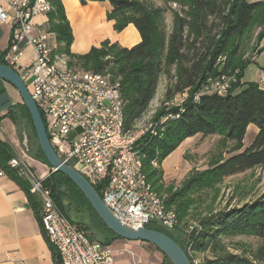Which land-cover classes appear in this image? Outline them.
<instances>
[{"label":"trees","instance_id":"1","mask_svg":"<svg viewBox=\"0 0 264 264\" xmlns=\"http://www.w3.org/2000/svg\"><path fill=\"white\" fill-rule=\"evenodd\" d=\"M84 1L109 2L111 9L107 12V19L114 21V29L121 32L125 26L133 24L140 33V42L128 48L105 40L83 55L72 53L73 33L62 0H50L53 9L47 15L45 30L55 34L56 52L69 56V66L72 69L109 72L120 80L125 130L133 129L148 111L156 97L162 75H166L168 79L166 99H172L185 91L188 93L181 107L172 106L154 116L158 123L157 135L148 132L136 143L143 171L154 190L159 193L165 185L162 184V168H152V162L162 165L186 139L198 134L220 135L224 142L233 144L224 160L210 164L206 170L189 178L184 188L166 196L167 207L174 208L180 222L185 221L184 225H188L187 221L197 215L202 206L195 196L199 190L212 188L214 183L226 177L264 166V87L252 82L243 84L244 71L251 62L244 64L241 61L243 42L252 36L255 28L264 26V0H161L166 6L176 4L179 7L173 9L170 6L173 14L171 29L166 25L167 7L156 6L150 0ZM263 39L264 27L257 40ZM2 56L1 53L0 63L6 64ZM223 56L226 58L218 66V61ZM239 68L242 72L236 74L237 81L231 82L227 94L201 93L210 76L234 73ZM199 93L200 98L195 100ZM24 113L33 125L21 98L6 116L19 125V117ZM251 124L257 127L258 132L251 145L245 147V135ZM40 152L49 165L41 148ZM14 157H19L14 148L0 139V168L25 192L43 234L53 246L41 222L40 197L31 193L28 180L19 175L17 169L9 166V161ZM43 185L51 190L56 205L69 219L65 201H70V205L74 204L80 209L89 210L96 227L109 238L106 242L100 241L101 243L111 245L114 240L122 239L101 220L81 190L66 174L51 171L43 180ZM95 189L102 195L99 186H95ZM199 221L201 228L192 234L194 251L205 252L219 245L223 238L243 235L262 240L258 252L261 256L257 260L264 258V198L242 206L227 207L202 217ZM147 227L166 233L187 253L185 238L180 231L178 238H175L168 230L155 223ZM87 233L91 239H95L90 232ZM55 249L53 263L61 264ZM214 257V260L205 264H256L248 256L226 251H220Z\"/></svg>","mask_w":264,"mask_h":264},{"label":"built area","instance_id":"2","mask_svg":"<svg viewBox=\"0 0 264 264\" xmlns=\"http://www.w3.org/2000/svg\"><path fill=\"white\" fill-rule=\"evenodd\" d=\"M5 2V7L0 5V19L11 22L12 35L2 59L23 78L59 157L94 187H100L103 202L124 224L134 229L152 223L166 230L179 229L192 253V234L200 224L181 225L176 210L168 208L165 198L148 182L136 147L142 135H157L158 123L125 130L120 80L109 72L72 69L69 56L56 52L53 33L40 30L35 21L53 9L50 0ZM27 48L32 49V56L22 61ZM259 84L264 87V70ZM230 88L229 75L222 73L207 78L201 93L225 95ZM187 97L186 91L177 94L172 103L181 107ZM9 166L17 169L28 180L31 193L40 197L41 222L61 264H118L111 245L91 239L84 228L61 212L51 190L43 185L47 176H37L21 157L12 158ZM2 174L6 175L3 169Z\"/></svg>","mask_w":264,"mask_h":264},{"label":"rangeland","instance_id":"3","mask_svg":"<svg viewBox=\"0 0 264 264\" xmlns=\"http://www.w3.org/2000/svg\"><path fill=\"white\" fill-rule=\"evenodd\" d=\"M150 2L156 6L167 7V11H165L166 25L168 29H171L173 23L171 7L173 9H179V7L176 4H169L166 6L161 0H150ZM263 27L264 26L255 28L252 36L243 42L241 61L244 64L251 62L244 71V76L242 78L243 84L250 82L259 83L261 78V71L264 67V39L261 41H258L257 39ZM225 58L226 57L224 56L220 58L218 66L224 62ZM239 69L234 73H227L232 83L237 81V78H235L236 74L242 72L241 68ZM159 81L160 83L156 97L151 102L148 111L137 122L138 128L155 123L154 116L156 114H159L164 110H169L171 109L170 107L174 106L172 103L174 97L172 99H166L165 96L168 84L167 76L162 75L161 80ZM12 88L14 87L12 86ZM5 97H7L5 107L7 110H10L14 105L13 100L11 97ZM17 98H21L20 95ZM19 118V121H21L18 126L20 130L19 141H21V143L18 144L19 157L24 156L27 158L28 156L31 161L37 159L49 167L40 154L39 141L29 117L24 113L23 116ZM24 132H26L28 136L27 147L23 145L22 141L24 139L22 133ZM257 132L258 129L255 125H249L244 139L245 147L251 145ZM232 145L233 144L230 142H224L220 135L209 134L208 136H203L202 134H198L186 139L163 161L162 165L157 164L155 161L152 162V168H162L163 172L161 177H163L162 184L163 186L165 185V187H163L158 194L166 198V196L171 193L181 190L184 188L187 180L193 175L206 170L210 167V164L216 161L224 160L228 155V149H230ZM49 168L51 169V167ZM37 173H40L39 170H37ZM211 187L212 188H203L195 195L200 200L199 203H202V206L197 212V215L192 216V218L187 221L188 223L200 224L199 220L211 213H217L227 207L232 208L242 206L245 203H251L254 200L264 198V166L226 177L222 181L214 183ZM68 205H70V201H65V206L68 208L70 219L73 222H76V224L84 228L87 232H90V234L98 241L106 242L109 239L99 228L96 227L95 221L89 210L84 208L80 209L74 206V204H71L70 206ZM184 223L185 221H183L181 225L184 226ZM179 231V229L172 231L168 230V233L173 237L178 238L180 234ZM261 241L262 240L257 237L243 235L233 238H223L221 243L215 248L213 247L211 250L205 252L193 251L192 253L188 252V244L185 241L184 244L187 246L188 258H190L192 264H205L214 260V256L220 251L248 256L249 259L253 260L256 264H264V258L257 260V258L261 256L260 253H258L259 248L262 245ZM137 244H139L137 254L131 252L133 254L131 255L130 253L125 254L117 251L115 252V256L119 254L120 257L129 259L130 262L133 260L141 261V264H172L171 260L152 244L146 242H140Z\"/></svg>","mask_w":264,"mask_h":264},{"label":"crops","instance_id":"4","mask_svg":"<svg viewBox=\"0 0 264 264\" xmlns=\"http://www.w3.org/2000/svg\"><path fill=\"white\" fill-rule=\"evenodd\" d=\"M67 19L69 20L73 42L71 52L74 54L88 53L92 47L109 40L123 47H132L141 40L137 28L133 24L125 26L121 32L114 29V21L107 19L110 11L109 2L62 0ZM0 5L6 6L5 0ZM36 26L45 30L48 23L47 15H39L35 19ZM12 35V25L9 20L0 19V54L7 49ZM52 42H56L53 34ZM57 46V43H55ZM32 49L25 50L22 61L32 56ZM0 79V139L7 141L18 154V144L21 143L19 125L6 116L9 110L5 107L7 97L13 104L21 101L19 92L12 85ZM14 89V90H13ZM21 97V96H20ZM20 153V152H19ZM39 177L45 178L51 172L47 165L30 157L20 156ZM39 170V174L37 173ZM140 242L116 239L111 244L115 252L138 253ZM53 246L49 244L35 217L25 192L7 175L0 177V264H54ZM56 250V249H55ZM131 254V253H130ZM132 255V254H131ZM118 264H132L129 259L116 256ZM134 259V258H133ZM141 262V261H138Z\"/></svg>","mask_w":264,"mask_h":264},{"label":"water","instance_id":"5","mask_svg":"<svg viewBox=\"0 0 264 264\" xmlns=\"http://www.w3.org/2000/svg\"><path fill=\"white\" fill-rule=\"evenodd\" d=\"M80 1L84 2V0ZM0 79L8 82L13 87H16V90L19 92L23 103L26 105L30 113L40 148L43 153H45L44 155L50 165L49 167H51L52 171H60L66 174L76 184L91 204V207H93L95 212L110 230L122 239L152 244L166 254L172 264H192V261L188 258L189 256L185 250L166 233L149 227L134 229L119 220L105 205L100 194L90 181L75 169L74 166L65 163L59 157L50 140H48L49 137L41 112L35 100L32 99V96L27 86H25L26 84L20 74L15 72L11 66L0 63ZM23 137V145L27 147L28 136L25 132Z\"/></svg>","mask_w":264,"mask_h":264},{"label":"bare ground","instance_id":"6","mask_svg":"<svg viewBox=\"0 0 264 264\" xmlns=\"http://www.w3.org/2000/svg\"><path fill=\"white\" fill-rule=\"evenodd\" d=\"M1 176H3V174H2V169L0 168V177H1Z\"/></svg>","mask_w":264,"mask_h":264}]
</instances>
